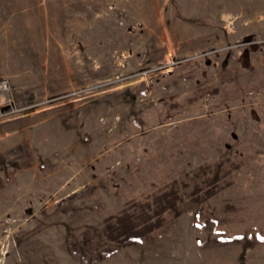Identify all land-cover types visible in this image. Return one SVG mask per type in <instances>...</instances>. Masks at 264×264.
<instances>
[{
	"label": "rangeland",
	"instance_id": "rangeland-1",
	"mask_svg": "<svg viewBox=\"0 0 264 264\" xmlns=\"http://www.w3.org/2000/svg\"><path fill=\"white\" fill-rule=\"evenodd\" d=\"M173 182L178 214L106 238ZM257 235L264 0H0V264H264Z\"/></svg>",
	"mask_w": 264,
	"mask_h": 264
},
{
	"label": "trees",
	"instance_id": "trees-1",
	"mask_svg": "<svg viewBox=\"0 0 264 264\" xmlns=\"http://www.w3.org/2000/svg\"><path fill=\"white\" fill-rule=\"evenodd\" d=\"M222 171L225 172L217 171L212 178H208L207 197L215 195L225 187L220 180L229 175L231 168L223 167ZM181 201L182 195L177 183H169L150 196L131 201L120 213L107 217L104 234L107 239L117 243L140 240L163 225L167 214H178ZM257 240L264 242V236L257 235Z\"/></svg>",
	"mask_w": 264,
	"mask_h": 264
}]
</instances>
